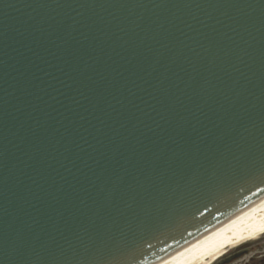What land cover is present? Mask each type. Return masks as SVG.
I'll use <instances>...</instances> for the list:
<instances>
[{
  "label": "water",
  "instance_id": "water-1",
  "mask_svg": "<svg viewBox=\"0 0 264 264\" xmlns=\"http://www.w3.org/2000/svg\"><path fill=\"white\" fill-rule=\"evenodd\" d=\"M262 197L264 0H0V264H155Z\"/></svg>",
  "mask_w": 264,
  "mask_h": 264
},
{
  "label": "bare ground",
  "instance_id": "bare-ground-1",
  "mask_svg": "<svg viewBox=\"0 0 264 264\" xmlns=\"http://www.w3.org/2000/svg\"><path fill=\"white\" fill-rule=\"evenodd\" d=\"M264 235V197L155 264H210L228 249Z\"/></svg>",
  "mask_w": 264,
  "mask_h": 264
},
{
  "label": "flooded vegetation",
  "instance_id": "flooded-vegetation-1",
  "mask_svg": "<svg viewBox=\"0 0 264 264\" xmlns=\"http://www.w3.org/2000/svg\"><path fill=\"white\" fill-rule=\"evenodd\" d=\"M238 255L240 257L229 264H264V244L258 245L248 242L236 248L228 249L212 264H221Z\"/></svg>",
  "mask_w": 264,
  "mask_h": 264
},
{
  "label": "rangeland",
  "instance_id": "rangeland-1",
  "mask_svg": "<svg viewBox=\"0 0 264 264\" xmlns=\"http://www.w3.org/2000/svg\"><path fill=\"white\" fill-rule=\"evenodd\" d=\"M252 243H256L258 245H263L264 244V236L262 235L259 239L255 241H251Z\"/></svg>",
  "mask_w": 264,
  "mask_h": 264
}]
</instances>
